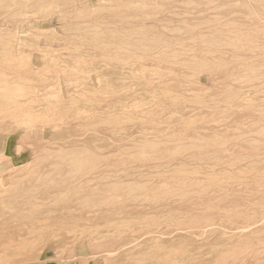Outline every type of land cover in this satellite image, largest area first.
I'll return each mask as SVG.
<instances>
[{
    "label": "rangeland",
    "instance_id": "1",
    "mask_svg": "<svg viewBox=\"0 0 264 264\" xmlns=\"http://www.w3.org/2000/svg\"><path fill=\"white\" fill-rule=\"evenodd\" d=\"M0 264H264V0H0Z\"/></svg>",
    "mask_w": 264,
    "mask_h": 264
},
{
    "label": "bare ground",
    "instance_id": "2",
    "mask_svg": "<svg viewBox=\"0 0 264 264\" xmlns=\"http://www.w3.org/2000/svg\"><path fill=\"white\" fill-rule=\"evenodd\" d=\"M56 128V127H55ZM251 191V190H250ZM252 196V195H251ZM243 229H245L244 227H243Z\"/></svg>",
    "mask_w": 264,
    "mask_h": 264
}]
</instances>
